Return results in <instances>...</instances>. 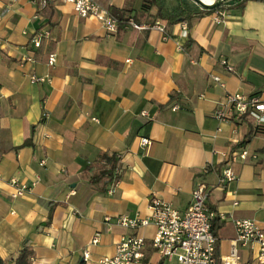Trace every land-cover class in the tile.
I'll list each match as a JSON object with an SVG mask.
<instances>
[{"label": "crops", "instance_id": "obj_1", "mask_svg": "<svg viewBox=\"0 0 264 264\" xmlns=\"http://www.w3.org/2000/svg\"><path fill=\"white\" fill-rule=\"evenodd\" d=\"M94 1L117 21L154 22L155 10L139 17L142 0ZM185 3L197 14L195 23L164 21L163 35L125 23L109 34L65 0H46L44 7L41 0H0L3 260L26 245L32 264H98L115 255L121 237L137 235L145 245L135 264H163L152 247L153 225L131 230L114 225V218H148L152 198L185 211L200 184L210 192L218 258L230 254L235 221L264 229V136L243 145L254 122L217 118L230 94L264 102V3L240 7L231 0L213 13ZM164 7L174 11L177 0H165ZM41 31L49 36L35 48L31 41ZM31 76L44 80L31 82ZM141 138L151 145L141 148ZM103 152L118 156L122 167L111 195L96 192L84 174ZM221 154L235 174L222 186ZM14 179L30 188L17 199L10 198ZM85 249L88 262L82 261ZM238 252L245 262L253 258L246 248Z\"/></svg>", "mask_w": 264, "mask_h": 264}, {"label": "built area", "instance_id": "obj_2", "mask_svg": "<svg viewBox=\"0 0 264 264\" xmlns=\"http://www.w3.org/2000/svg\"><path fill=\"white\" fill-rule=\"evenodd\" d=\"M70 4L76 15L80 18H94L103 29L113 34L117 31L118 21L108 11L94 0H65ZM41 5H46V0H41ZM2 17V16H0ZM223 17L222 13H218ZM135 31L155 30L160 34H166V23L162 20H155L150 25L137 24L133 18H129L124 24ZM49 33L41 31L35 34L32 45L38 48L42 38H47ZM26 62H32L27 58ZM129 62V61H127ZM49 65L55 63V56L49 57ZM227 65L226 62H222ZM228 71H232L230 66ZM44 79L30 77L31 82H43ZM213 81L220 83L219 78ZM225 110L217 112V118L224 120L232 116H247L256 126L264 125V102L256 97H245L240 94H230L226 97ZM177 107H173L176 110ZM145 115V114H144ZM151 141L146 138L140 139L141 148H148ZM225 164L219 178V185H224L235 180V174L231 168L226 154H221ZM244 160L247 152L243 150L237 155ZM1 179V176H0ZM12 192L11 199H17L30 191V188L18 180L9 182ZM115 186H111L107 193L113 194ZM210 192L206 186L200 184L192 193L191 202L185 211H178L170 204L157 198L149 199L150 216L146 219L129 218L127 216H116L114 225L126 229L136 230L140 227L153 225L156 233L152 239V247L163 260V264H264V229L257 223L250 220H238L234 222L236 238L232 242L230 254L223 258L217 257V239L212 231V222L215 214L207 206V199ZM105 222L111 226L112 220L106 218ZM100 235L96 234L91 242L96 245ZM145 240L137 235L123 236L116 244L115 255L101 259L98 264H135L143 258ZM238 246L252 252V260L245 262L241 259ZM89 252L84 250L82 261L88 262Z\"/></svg>", "mask_w": 264, "mask_h": 264}, {"label": "trees", "instance_id": "obj_3", "mask_svg": "<svg viewBox=\"0 0 264 264\" xmlns=\"http://www.w3.org/2000/svg\"><path fill=\"white\" fill-rule=\"evenodd\" d=\"M228 1H226L219 8L205 10L204 12H219L220 10H223L224 5ZM234 1H237L240 7H243L245 3L250 1L264 3V0ZM164 2L165 0H142L139 17L148 14L151 10H155L154 21L159 19L165 21L168 25L186 23L187 27L191 28L198 16L197 14H195L194 11L189 9L187 4L185 3V0H177V7L174 11L171 12L164 7ZM132 18L137 24H140L141 21L138 19V16H133ZM127 20L128 18H123L122 20H118V23L124 24ZM191 45L192 41L188 39L184 47L185 51L188 52L190 50ZM243 117L248 118L247 116ZM253 135L264 136V125L256 126L251 124L249 126V132L243 142V145L247 144ZM84 174L89 177L88 182L96 192L105 193L111 186L117 185V183L121 179L122 167L120 164V159L118 158V156L110 152L100 153L94 162L90 163L85 167ZM50 220L51 217L49 216L47 225H49ZM33 256L34 254L30 247L23 245L22 248L10 260H3L0 257V264H32L31 259L33 258Z\"/></svg>", "mask_w": 264, "mask_h": 264}, {"label": "water", "instance_id": "obj_4", "mask_svg": "<svg viewBox=\"0 0 264 264\" xmlns=\"http://www.w3.org/2000/svg\"><path fill=\"white\" fill-rule=\"evenodd\" d=\"M228 0H213L212 4H205L202 0H192V2L203 10H212L221 7Z\"/></svg>", "mask_w": 264, "mask_h": 264}, {"label": "bare ground", "instance_id": "obj_5", "mask_svg": "<svg viewBox=\"0 0 264 264\" xmlns=\"http://www.w3.org/2000/svg\"><path fill=\"white\" fill-rule=\"evenodd\" d=\"M205 4H212L213 0H202Z\"/></svg>", "mask_w": 264, "mask_h": 264}, {"label": "rangeland", "instance_id": "obj_6", "mask_svg": "<svg viewBox=\"0 0 264 264\" xmlns=\"http://www.w3.org/2000/svg\"><path fill=\"white\" fill-rule=\"evenodd\" d=\"M186 2H188V4L195 6V4L192 2V0H185Z\"/></svg>", "mask_w": 264, "mask_h": 264}]
</instances>
